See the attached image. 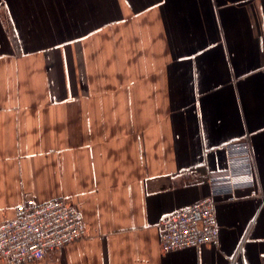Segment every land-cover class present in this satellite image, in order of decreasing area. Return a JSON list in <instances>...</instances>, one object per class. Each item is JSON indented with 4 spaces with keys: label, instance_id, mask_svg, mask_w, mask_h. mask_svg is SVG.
Returning a JSON list of instances; mask_svg holds the SVG:
<instances>
[{
    "label": "crops",
    "instance_id": "1",
    "mask_svg": "<svg viewBox=\"0 0 264 264\" xmlns=\"http://www.w3.org/2000/svg\"><path fill=\"white\" fill-rule=\"evenodd\" d=\"M248 139L253 183L213 189ZM264 0H0V225L64 198L86 233L23 264H264ZM208 196L219 237L165 250ZM0 264H11L0 256Z\"/></svg>",
    "mask_w": 264,
    "mask_h": 264
},
{
    "label": "built area",
    "instance_id": "2",
    "mask_svg": "<svg viewBox=\"0 0 264 264\" xmlns=\"http://www.w3.org/2000/svg\"><path fill=\"white\" fill-rule=\"evenodd\" d=\"M229 171L212 177L213 189L233 190L253 183L248 139L227 145ZM264 202V194L253 191ZM220 200L208 196L187 207L163 215L161 243L165 250L199 247L219 237L217 206ZM82 212L64 198L38 203L29 198L17 205L15 215L0 225V256L11 264L44 259L50 252L85 236ZM230 264H237L232 258Z\"/></svg>",
    "mask_w": 264,
    "mask_h": 264
}]
</instances>
